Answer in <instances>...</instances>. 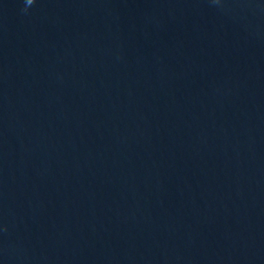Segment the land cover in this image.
<instances>
[{
    "label": "water",
    "instance_id": "95a60500",
    "mask_svg": "<svg viewBox=\"0 0 264 264\" xmlns=\"http://www.w3.org/2000/svg\"><path fill=\"white\" fill-rule=\"evenodd\" d=\"M0 264H264V0H0Z\"/></svg>",
    "mask_w": 264,
    "mask_h": 264
},
{
    "label": "clouds",
    "instance_id": "9594fccd",
    "mask_svg": "<svg viewBox=\"0 0 264 264\" xmlns=\"http://www.w3.org/2000/svg\"><path fill=\"white\" fill-rule=\"evenodd\" d=\"M33 3V0H26V6L31 5Z\"/></svg>",
    "mask_w": 264,
    "mask_h": 264
}]
</instances>
